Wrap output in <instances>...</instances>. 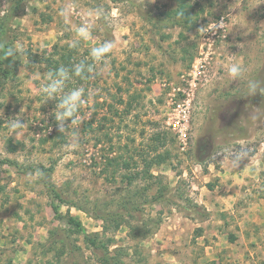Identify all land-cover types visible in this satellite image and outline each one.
<instances>
[{
	"label": "rangeland",
	"instance_id": "1",
	"mask_svg": "<svg viewBox=\"0 0 264 264\" xmlns=\"http://www.w3.org/2000/svg\"><path fill=\"white\" fill-rule=\"evenodd\" d=\"M16 2L0 0L3 42L17 53L4 81L0 64V264H264V93L246 89L264 80V0H21L2 20ZM95 8L107 22L72 47ZM106 40L107 66L90 56ZM55 50L94 69L66 86L95 93L78 137L59 132L56 101L40 93ZM196 58L204 71L182 145L168 116Z\"/></svg>",
	"mask_w": 264,
	"mask_h": 264
},
{
	"label": "clouds",
	"instance_id": "2",
	"mask_svg": "<svg viewBox=\"0 0 264 264\" xmlns=\"http://www.w3.org/2000/svg\"><path fill=\"white\" fill-rule=\"evenodd\" d=\"M61 16L65 20L69 17L67 9L61 10ZM87 15L92 19L80 24L76 29V34L80 39L72 42V47H77L81 40L88 39L91 32L95 27V21L97 18L108 20L105 10L101 12L99 8L91 9ZM114 43L111 40H106L98 46L90 49V56L95 63L103 64L107 66V60L109 54L112 53ZM16 50L8 48L4 55L6 57L16 55ZM91 73L94 71L92 64L85 65L84 63H76L71 66V69L65 66H60L54 71L47 73L46 81L40 87V93L44 96L45 102L49 100H55L56 106L53 112L57 127L60 133L67 132L70 128L73 133V137H78L77 131L81 121V109L86 105L88 99L95 93L94 91L86 90L84 87H74L66 91L67 82L73 77H79L82 80H87L88 76L85 72ZM228 73L233 80H241L244 78L245 70L239 62H232L228 67ZM247 96H254L257 93H264V80L248 79L246 81ZM70 121V124L66 122ZM8 124L12 129H22L25 123L21 122V119L12 118L8 120ZM78 139L72 140L69 147H76Z\"/></svg>",
	"mask_w": 264,
	"mask_h": 264
},
{
	"label": "trees",
	"instance_id": "3",
	"mask_svg": "<svg viewBox=\"0 0 264 264\" xmlns=\"http://www.w3.org/2000/svg\"><path fill=\"white\" fill-rule=\"evenodd\" d=\"M19 1H21V0H17L15 5L9 6V9L5 13V15L2 17V20L7 19L11 14L16 12V10L18 8ZM4 35H5V29H4V25L1 23V26H0V64L3 65V68H2L3 79H2V81H4L5 79H7L10 76L12 69H13L11 57H6L4 55V52L6 51V45L3 42ZM55 49H56V46H55ZM53 53H55L54 55L59 56V57H57V59L56 58L55 59L54 58L48 59L49 60L48 61L49 66L53 68V71L56 70L57 68H59L60 66H65V67H68L69 69H71V66L74 65V58H73L72 52L61 53L60 51L58 52V50H55ZM59 59H60V61H59ZM154 139L158 142V145L160 147H162L166 143V139H167L166 133L157 134L154 137ZM168 157H169L168 151L165 150V151L158 152L152 157V159L150 161H148V162L145 161L146 167L149 168V166L151 164L160 165ZM49 188H51V191L53 192L55 198L60 199L59 194L55 191L54 188L51 187V185H49ZM160 194H162V189L159 191V196H161ZM52 210L58 218L64 219L69 225L75 226L77 229H79L81 232H83L84 237L87 240V242H89L93 246H96L95 240L92 238V236L90 234L85 232V229L79 220L74 219L72 216H67L64 218L58 212L57 207L55 205H52ZM206 217H207V213L204 212L202 215V218H206ZM107 261H108V259L104 257V264H107Z\"/></svg>",
	"mask_w": 264,
	"mask_h": 264
},
{
	"label": "built area",
	"instance_id": "4",
	"mask_svg": "<svg viewBox=\"0 0 264 264\" xmlns=\"http://www.w3.org/2000/svg\"><path fill=\"white\" fill-rule=\"evenodd\" d=\"M204 64L200 58H196L192 65L191 78L188 80V87L183 91V96L171 102V112L168 116V124L174 130L177 138L185 145L186 131L191 116L192 100L194 89L198 80L202 77Z\"/></svg>",
	"mask_w": 264,
	"mask_h": 264
},
{
	"label": "crops",
	"instance_id": "5",
	"mask_svg": "<svg viewBox=\"0 0 264 264\" xmlns=\"http://www.w3.org/2000/svg\"><path fill=\"white\" fill-rule=\"evenodd\" d=\"M250 254H251V252H250ZM243 264V263H242Z\"/></svg>",
	"mask_w": 264,
	"mask_h": 264
}]
</instances>
